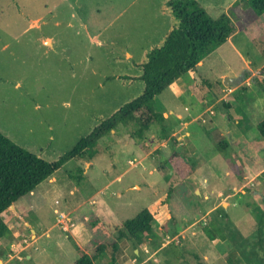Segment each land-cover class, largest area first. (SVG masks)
<instances>
[{"label":"rangeland","instance_id":"obj_1","mask_svg":"<svg viewBox=\"0 0 264 264\" xmlns=\"http://www.w3.org/2000/svg\"><path fill=\"white\" fill-rule=\"evenodd\" d=\"M165 1L0 0V132L47 162L73 150L135 95L111 78L135 74L133 63L166 33ZM197 1L214 19L228 15L236 33L191 71L194 79L189 72L155 98L148 130L138 119L121 123L93 159L68 162L15 204L24 221L7 210L0 264H74L100 244L107 249L95 264L113 255L117 264H207L210 241L264 264V13L248 0ZM242 75L238 87L224 85V76ZM216 133L230 141L226 151ZM176 151L198 168L184 179L169 163ZM145 209L156 218L143 247L136 253L140 245L122 239L115 252L109 241ZM226 209L230 220L220 218ZM215 218L223 238L210 229ZM186 223L196 235H178Z\"/></svg>","mask_w":264,"mask_h":264},{"label":"trees","instance_id":"obj_2","mask_svg":"<svg viewBox=\"0 0 264 264\" xmlns=\"http://www.w3.org/2000/svg\"><path fill=\"white\" fill-rule=\"evenodd\" d=\"M248 1L258 14L264 13V0ZM168 6L179 25L170 32L161 47L149 52L142 67L141 79L145 85L143 94L96 126L88 136L79 140L73 150L56 162H47L0 132V238L8 230L3 214L10 206L50 179L68 162L83 159L85 154H88L89 159H93L97 154L94 149L98 142L115 131L121 123L138 119L142 122V128L148 130L158 119L153 107L155 98L184 75L196 71L199 63L236 33V26L228 15L222 14L214 19L197 0H168ZM257 128L260 138L264 140V120ZM214 138L222 150L230 148L231 144L221 133H216ZM169 163L173 172L182 179L197 170V166L182 157L179 151L173 152ZM79 173L82 174L83 171L80 170ZM155 218L156 214L151 210L141 211L135 219L123 225V230L121 229L109 244L115 252L119 251V242L122 239L134 241L137 245L143 244L152 233ZM106 249L107 244H100L94 256L84 254L74 264H95V260ZM111 264H117L115 255Z\"/></svg>","mask_w":264,"mask_h":264},{"label":"crops","instance_id":"obj_3","mask_svg":"<svg viewBox=\"0 0 264 264\" xmlns=\"http://www.w3.org/2000/svg\"><path fill=\"white\" fill-rule=\"evenodd\" d=\"M161 12H162V16H164L167 20H168V22H169V27H168V29H167V31H166V33L165 34H163L154 44H152L150 47H148L147 49H145L144 51H143V54H142V56H141V58L139 59V60H137V62H135V63H133L134 64V68H135V74H120V75H117V76H115V77H112L111 79H116V80H119L120 81V89H118L120 92H131L129 95H133V94H135L134 96H129V102L130 101H132V100H134V99H136V98H138L139 96H141L142 94H143V92H144V88H145V85H144V82L141 80V77H142V74H143V64L147 61V59H148V54H149V52L151 51V50H153L154 48H157V47H161L164 43H165V41H166V38H167V36L170 34V32L174 29V28H176V27H178V25H179V21L176 19V17L174 16V14L172 13V10H171V8L168 6V0H166L165 1V3H164V6L162 7V9H161ZM91 38H94L96 41H98V38H99V34L98 33H96V35L95 36H91ZM47 42H50V45H47V46H54V45H52V40L50 39V38H47L46 39V41H45V44L47 43ZM133 57V55L130 53V52H128L127 51V59H126V61L128 62V63H130L131 61H132V58ZM199 65H201V66H203L204 65V60L199 64ZM133 66V65H132ZM199 67V66H198ZM134 72V71H133ZM193 73L192 72H190L188 75L190 76V78L191 79H194L193 78V75H192ZM225 77H229V76H224L223 78H225ZM230 78H233V77H230ZM142 82H141V81ZM180 80H178L177 82H179ZM135 84H138L139 85V88L138 89H134V85ZM137 90V91H136ZM129 102H126L125 104H127V103H129ZM124 104V105H125ZM170 114H174V111L173 110H170ZM183 113H179L178 114V118L179 119H182L183 118V115H182ZM181 124H185L184 122L183 123H181ZM184 126H186V125H184ZM179 126H177L176 128H178ZM175 128V129H176ZM184 127H182L180 130H182ZM186 135H189V133H187ZM166 138V137H165ZM176 139V138H175ZM180 137L179 138H177L176 139V141H172V140H168V141H166V147L168 148V146L170 145V143H174V144H176V142H180ZM229 143H230V141L229 140H227ZM231 144V143H230ZM181 145L182 146H184V143H181ZM170 155H172V154H170ZM169 155V156H170ZM184 157V156H183ZM160 158V157H159ZM185 159H186V157H184ZM187 160V159H186ZM198 169V168H197ZM197 171V170H196ZM195 171V172H196ZM51 179V178H50ZM243 193H245V192H243ZM232 208V211H236V209H235V207H231ZM234 208V209H233ZM215 209H212L211 211H209V212H213ZM208 212V213H209ZM224 212H225V210H224ZM214 216V215H213ZM222 217H226V220H230V217H229V214H228V210L226 209V212H225V216H223V215H220V218H222ZM242 216H234L233 218L235 219V220H237L238 222H244L245 223V226L247 225V223L248 224H250L252 221H253V219L252 220H250L249 218H248V220L247 219H243V218H241ZM216 219V218H215ZM188 220V219H187ZM186 220V221H187ZM222 220V219H221ZM250 220V221H249ZM190 222V221H189ZM219 221L216 219V221H213V220H211L210 222H209V225L211 226L210 227V229H211V231H215V232H217V231H220L218 234H220L221 235V237L223 238L224 236H223V231H222V226L220 227V225H219ZM253 225L255 224V226H256V222H254L253 221V223H252ZM193 225H194V223H186L185 224V226L183 225V226H181V230H179V232L180 233H178V235L179 234H181V233H184L185 232V234H188L189 232H190V230L192 229V227H193ZM250 226V228H251V225H249ZM257 230V229H256ZM35 233H36V231H35ZM189 234H192V235H196L197 234V232H195V231H193L192 233H189ZM178 235L177 236H175L176 238H178ZM187 236V235H186ZM175 237H174V239H175ZM184 237V236H183ZM220 236H217L216 238L217 239H219V238H221ZM173 240V239H172ZM192 240V239H191ZM191 244V243H190ZM142 245V244H141ZM141 245L138 247V249H136L135 250V252L137 253L138 252V250H140L142 247H141ZM144 245V244H143ZM209 246H210V249L209 250H207L206 252H205V256H204V259H205V261L207 262V264H251V261L249 260V259H247V260H245V259H242L241 257H238L239 256V254H238V252L237 251H235V249L232 247V246H230V248H229V250H228V252H222L220 249H219V247L217 246V241H215V242H213V241H210V244H209ZM159 250V249H158ZM158 250H155V249H153L152 251H151V256L149 257V258H152V256H157L159 253H158ZM146 251H148V248L146 249ZM236 255V257H230V256H232V255ZM27 258H30V256H27ZM181 260V259H180Z\"/></svg>","mask_w":264,"mask_h":264},{"label":"water","instance_id":"obj_4","mask_svg":"<svg viewBox=\"0 0 264 264\" xmlns=\"http://www.w3.org/2000/svg\"><path fill=\"white\" fill-rule=\"evenodd\" d=\"M244 75L240 76V77H236V78H230V77H225L224 79V85L228 86V87H238L240 85V83L242 82V80L244 79ZM9 210L12 211L14 213V215H16L18 218H20L21 220L24 221V217H22L15 208V205H12L9 207ZM26 225H28L29 227H32L28 222H26ZM32 231L35 233V230L32 229Z\"/></svg>","mask_w":264,"mask_h":264},{"label":"built area","instance_id":"obj_5","mask_svg":"<svg viewBox=\"0 0 264 264\" xmlns=\"http://www.w3.org/2000/svg\"><path fill=\"white\" fill-rule=\"evenodd\" d=\"M63 218H66V219H68L66 216H63Z\"/></svg>","mask_w":264,"mask_h":264}]
</instances>
